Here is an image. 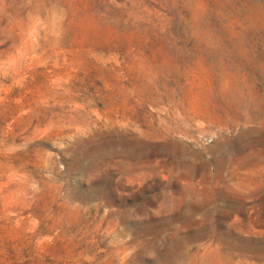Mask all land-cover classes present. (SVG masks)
<instances>
[{
    "label": "rangeland",
    "instance_id": "rangeland-1",
    "mask_svg": "<svg viewBox=\"0 0 264 264\" xmlns=\"http://www.w3.org/2000/svg\"><path fill=\"white\" fill-rule=\"evenodd\" d=\"M0 264H264V0H0Z\"/></svg>",
    "mask_w": 264,
    "mask_h": 264
}]
</instances>
